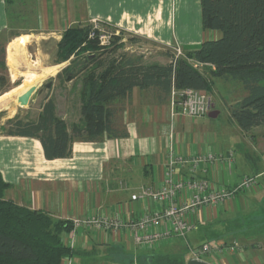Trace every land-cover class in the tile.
Masks as SVG:
<instances>
[{
	"label": "crops",
	"instance_id": "0c3cea01",
	"mask_svg": "<svg viewBox=\"0 0 264 264\" xmlns=\"http://www.w3.org/2000/svg\"><path fill=\"white\" fill-rule=\"evenodd\" d=\"M185 1L0 0V34L11 32L8 44L20 37L29 38L28 43L53 40L58 44L70 27L96 20L103 27L129 34L137 43L153 46L160 57V62L154 63L167 65L171 60L166 61L165 56H175L176 50L186 57L203 42L220 37L218 32L204 30L201 36L191 38L183 37L180 30L181 36L178 35L175 15L178 3L183 13ZM20 24L29 27L17 28ZM119 38L123 43L126 41L122 35ZM19 62L20 56L16 59ZM6 65L12 73L15 65L8 62ZM221 83L229 84L215 80L212 92L205 93L218 96L215 87ZM30 84L14 87L0 100ZM159 95L154 89L135 88L125 98L115 100L112 106L116 109V128L128 135L105 137L98 142L74 141L71 155L64 159L47 160L39 140L10 136L0 130V173L9 185L3 199L43 212L54 220L72 222L105 216L136 222L145 215L164 210L160 204L140 196L144 188L159 190L164 184L171 149L188 158L211 154L217 160L205 163L196 173L190 165L177 166L176 171L193 181H208L214 190L233 191L244 176L256 177L257 186L237 192L216 207L196 210L188 216L193 227L185 237L164 240L154 246L137 244L136 230L126 227L117 231L81 229L75 242L71 231L63 237L73 253L69 259L72 264H148L157 255H169L183 260L184 264H264V129L255 128L246 133L234 120L230 129H219L216 118L209 115L188 118L179 106L172 105L170 96L161 101ZM48 101L35 117L27 112L25 118L17 113L5 120L37 121ZM56 115L60 117L57 106ZM60 118L73 124L65 116ZM232 131L239 141L242 139L241 143L232 144ZM230 156L232 163L228 161ZM259 163L263 165L259 167ZM249 169L253 172H247ZM182 197L184 200L187 194ZM166 227L162 223L154 230L160 232ZM235 241L240 250L234 253L225 251L203 259L195 258L192 253V249L205 243L231 245Z\"/></svg>",
	"mask_w": 264,
	"mask_h": 264
},
{
	"label": "trees",
	"instance_id": "16d2710c",
	"mask_svg": "<svg viewBox=\"0 0 264 264\" xmlns=\"http://www.w3.org/2000/svg\"><path fill=\"white\" fill-rule=\"evenodd\" d=\"M200 3L203 30L218 32L220 37L203 42L186 58L167 65L122 62L115 50L113 55L102 51L98 40L89 38V23L67 29L57 44L58 63L72 61L57 79L69 72L67 83L83 78L81 121L69 125L56 115L55 103L50 99L37 121L9 120L7 134L39 140L47 160L68 158L74 141L98 142L105 137L128 135L116 128V109L112 104L133 89L157 90L164 101L173 90L210 93L215 80L242 86L245 95L230 110L231 118L241 130L248 133L255 128L264 129V0H200ZM6 43L0 34L2 72L8 71ZM114 47L117 49V45ZM88 51L93 55L83 57V65H78L73 74L71 68ZM7 83L8 77L0 73V95L6 92ZM8 187L0 173V264H64L73 255L63 240L73 230L72 222L54 220L43 212L4 200ZM148 264L184 262L169 255H157Z\"/></svg>",
	"mask_w": 264,
	"mask_h": 264
},
{
	"label": "rangeland",
	"instance_id": "374dc122",
	"mask_svg": "<svg viewBox=\"0 0 264 264\" xmlns=\"http://www.w3.org/2000/svg\"><path fill=\"white\" fill-rule=\"evenodd\" d=\"M199 0H186L182 9L183 13L180 12V5L178 3V12L175 15L177 17V32L178 35L179 30L182 33L183 37H196V35L201 36L203 32L202 27V16H201V8L199 5ZM175 14V13H174ZM174 16V17H175ZM181 16V18H180ZM91 22L89 25L92 27ZM183 27L180 28V25ZM17 26V25H16ZM29 27L27 24H20L17 28H26ZM106 30L108 34H113L110 44L102 46L99 43V46L102 51H107L118 56L122 62L130 63V62H142L145 64H155L154 62H158L159 58L155 52V49L151 45H146L144 42H135L129 34L123 35L119 31L115 30V28H103ZM118 32V34H117ZM3 35V39L5 41L11 42V32L3 31L1 33ZM122 35L126 38V41L121 42ZM181 36V35H179ZM29 38L20 37V41L23 44V47L19 45L18 41H12L18 45L19 51L17 56H20L19 64H15L14 70L12 73L8 71L2 72L0 69V73L6 75L8 77L7 87L5 89V93H8L11 89L16 86H19L23 83L29 82V87L21 90L20 92L12 93L9 95V104H5L4 102H0V130L2 132L8 131L7 122L5 118L12 117L19 113V117L27 116L28 112L30 116L35 117L38 113V110L42 105L48 101L49 99H53L56 102L57 110L60 114V117H66L69 123H79L80 120V111H81V100H80V90L82 88V80L80 77L74 82L67 83L66 77L63 76L61 80L57 79V75L63 71L68 65L71 64V61L58 63V45L57 42L53 40H30ZM94 40V39H92ZM133 40V41H131ZM113 41H116L113 44ZM6 43V63L12 64V43ZM114 45H117V49H115ZM8 49V50H7ZM171 51V50H170ZM174 51L172 50L171 53ZM7 53L9 61L7 60ZM95 53V52H94ZM92 56L93 53L88 51L81 57V61L77 62L75 67L71 68V72L76 74L77 69L80 65H83V57ZM18 56V58H19ZM116 56V58H117ZM166 61L169 59L172 61L175 59L174 55L165 56ZM186 58V57H180ZM164 60V59H163ZM165 61V60H164ZM160 62V61H159ZM158 62V63H159ZM79 65V66H78ZM17 68V69H16ZM15 71V72H14ZM220 86V89L218 88ZM216 85L215 90L219 92L218 96L214 95L210 96L212 102L215 107L212 106V111L220 113V115L215 119L216 125L219 129H230L232 127L233 119L231 118V109L239 104V101L245 95L242 86L239 84H219ZM36 87L37 95L35 98L31 100L28 106L21 107L18 103L19 97H21L24 93H26L29 89ZM4 94L0 95L3 96ZM212 104V105H213ZM174 106V105H173ZM177 106H179L177 104ZM180 107V106H179ZM22 108V109H21ZM181 110V108H180ZM209 120V118H207ZM261 132V131H259ZM258 132V133H259ZM232 144H238L242 142V139H239L235 135V131H232V135L230 137ZM242 148H244V144H240ZM263 164L259 163V167ZM247 172H253L252 169H249Z\"/></svg>",
	"mask_w": 264,
	"mask_h": 264
},
{
	"label": "built area",
	"instance_id": "2783aa9c",
	"mask_svg": "<svg viewBox=\"0 0 264 264\" xmlns=\"http://www.w3.org/2000/svg\"><path fill=\"white\" fill-rule=\"evenodd\" d=\"M90 39H97L102 46L110 44L113 34H108L102 29V25L96 20L91 22ZM105 28V27H103ZM182 57L180 50H176L175 59ZM180 98L178 105L181 113L191 119H199L209 115L212 110V102L205 92L195 89H186L179 93L172 92V105H177V98ZM232 156L228 159L232 163ZM217 158L211 154L200 155L196 157H183L171 149L169 152L168 166L165 171L164 184L159 190L144 188L140 198L160 204L164 207L163 211L154 212L151 215H145L136 222H124L115 218L105 216H91L90 218L80 221L73 220V241L76 234L81 229H91L92 227L102 231L119 230L126 227L136 230V243L139 245L154 246L164 240L175 237H185L192 229L193 224L188 221V216L198 209L216 207L226 200H230L239 191L251 190L257 186L256 177L244 176L235 186L233 191L225 188L214 190L208 181H193L189 176L186 177L176 171V167L190 165L192 172L196 173L205 163L214 162ZM187 197L183 200L182 196ZM181 202L178 203V199ZM166 223V229L158 232L154 229L157 225ZM73 245V244H72ZM240 250L237 241L231 245L225 243L211 244L205 243L202 246L192 249L195 258L203 259L209 255L220 254L225 251L234 253ZM64 264H72L70 259H66Z\"/></svg>",
	"mask_w": 264,
	"mask_h": 264
},
{
	"label": "water",
	"instance_id": "95a60500",
	"mask_svg": "<svg viewBox=\"0 0 264 264\" xmlns=\"http://www.w3.org/2000/svg\"><path fill=\"white\" fill-rule=\"evenodd\" d=\"M37 95V88L33 87L29 89L26 93H24L21 97L18 99V103L21 107H26L29 105L30 101L35 98ZM218 112L212 111L209 113V117L212 119L217 118Z\"/></svg>",
	"mask_w": 264,
	"mask_h": 264
},
{
	"label": "bare ground",
	"instance_id": "6f19581e",
	"mask_svg": "<svg viewBox=\"0 0 264 264\" xmlns=\"http://www.w3.org/2000/svg\"><path fill=\"white\" fill-rule=\"evenodd\" d=\"M15 41H18L19 42V45L20 46H22L23 47V44L21 43V41H20V38L19 39H17V40H15ZM14 41V42H15ZM14 42H12V64L13 65H15L16 64V59H17V57L19 56H17V54H18V51H19V48H18V45L17 44H15ZM17 69V68H16ZM15 72V71H14ZM29 86H26L25 88H28ZM4 102L6 105L7 104H9V97L8 96H6V97H4L2 100H0V102Z\"/></svg>",
	"mask_w": 264,
	"mask_h": 264
}]
</instances>
